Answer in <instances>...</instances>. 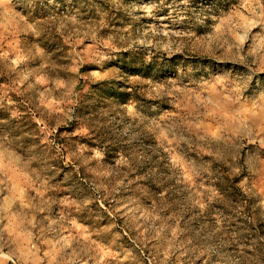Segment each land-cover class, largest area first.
I'll return each mask as SVG.
<instances>
[{
  "label": "rangeland",
  "instance_id": "rangeland-1",
  "mask_svg": "<svg viewBox=\"0 0 264 264\" xmlns=\"http://www.w3.org/2000/svg\"><path fill=\"white\" fill-rule=\"evenodd\" d=\"M0 264H264V0H0Z\"/></svg>",
  "mask_w": 264,
  "mask_h": 264
}]
</instances>
